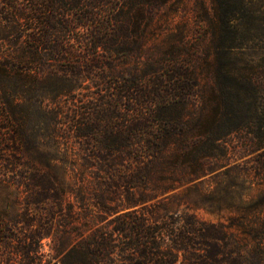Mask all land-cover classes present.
<instances>
[{"label": "trees", "instance_id": "1", "mask_svg": "<svg viewBox=\"0 0 264 264\" xmlns=\"http://www.w3.org/2000/svg\"><path fill=\"white\" fill-rule=\"evenodd\" d=\"M168 1L0 0V144L21 140L23 156L33 148L15 129L13 98L29 79L21 93L50 106L62 150L45 169L27 161L25 175L10 177L0 147V186L30 183L26 195L11 190L12 202L0 204V264H57L42 251L48 237L59 264H264V196H250L264 191L256 173L264 160L230 161L238 141L249 152L264 148V59L234 68L225 60L233 47L217 41L214 56L190 68L178 52L141 72L118 69L142 57L146 31ZM214 1L212 32L225 38L245 0ZM196 65L208 78L203 86ZM84 80L87 98L74 106ZM177 196L233 213L225 221L200 218L188 205L169 213Z\"/></svg>", "mask_w": 264, "mask_h": 264}, {"label": "rangeland", "instance_id": "2", "mask_svg": "<svg viewBox=\"0 0 264 264\" xmlns=\"http://www.w3.org/2000/svg\"><path fill=\"white\" fill-rule=\"evenodd\" d=\"M202 3L203 6L201 7L200 4ZM214 9V0H170L166 2L157 9L153 18L155 26L153 25L152 29L145 30L148 39L143 45L142 57L138 61L134 57H131L124 64L117 62L118 69L134 70L137 67L141 72L147 68L150 60L157 59L160 62L170 58L174 53L176 55L178 52H181V55L177 56H179L178 60L183 62L182 67L190 68L195 66L194 64H197L205 53L209 52V58L213 57L214 51L212 47L217 41H222L224 45L233 47L230 54L225 56V60L232 61L234 68H243L250 64L254 65L261 58L264 59V0H245L242 13H236L235 18L230 22V32L225 35V38H220L212 32L213 26L210 24V19L214 14ZM75 47L79 49V47L82 48V45L77 42ZM9 49L11 50L12 48ZM194 69L199 72L201 85L208 81L204 72L201 73L200 65H196ZM26 80L24 86L20 87L18 92H15V96H13L14 108L18 117L15 129L17 132H21V129L24 130L26 138L33 143V148L31 147L27 152L23 151V156L19 154L21 140L19 145L12 143L10 148H6L5 145L0 144V147L4 148L2 153L11 159V162H8L7 165L8 169L5 170L10 177L25 175L27 168H25L26 164L24 165V163L27 161L33 165L38 164L42 169H45L43 163L47 157L52 155L60 156L62 153V150H55L58 144L57 141H60V139L50 133L51 126L48 119L50 116V106L46 109H41L38 107V103L35 102V99L41 101L40 97L33 96L32 92L21 93L20 89H27L33 85L31 80ZM89 83V80H84V82L80 83L81 87L72 94L75 97L74 106L83 105L82 103H84L88 94L84 87L88 86ZM92 89L94 88H90V90ZM46 101L47 99H45L44 103ZM64 101L63 99L61 102L63 103ZM71 101L73 100L69 99L68 103ZM61 109L57 117L63 121L64 112L62 111L64 110L63 108ZM253 129L255 130V128ZM2 133L3 131L0 128V136ZM75 142L73 139H71V142L68 141L73 147H77L78 144ZM235 145L237 146V144ZM59 146L63 149L65 144L60 142ZM263 149L259 148L249 152L247 144L238 141L237 152L230 155V161L242 162L250 158V164L258 166V162L264 160ZM235 155L237 157L238 155L242 156L235 160ZM261 165L259 164L261 167L260 171H256V173L262 176L264 175V164ZM14 189L22 191L20 195L24 196L30 189V183L26 186L24 182L18 186L17 183H11L7 187L0 186V204L12 202L13 197L10 192ZM259 195L264 196V191H259L258 189L250 190V196L257 198ZM66 196L70 201H73L74 194L67 193ZM179 199L180 197L177 196L169 200L167 208L169 213L180 214L187 209V205L189 206V212H194L198 217L207 220L225 221L233 213L231 209H225L219 214H212L203 208L202 203L199 204L200 207H196L192 203L188 204L184 200L185 198L180 201ZM73 208L74 211H79L78 205H74ZM81 222L75 221L77 225ZM56 248L57 243L51 237L42 240V251L46 254V258L51 263L56 262L59 264L60 255L57 253Z\"/></svg>", "mask_w": 264, "mask_h": 264}]
</instances>
